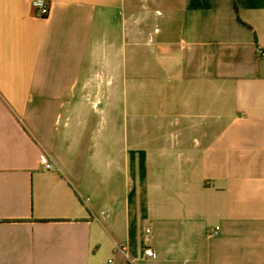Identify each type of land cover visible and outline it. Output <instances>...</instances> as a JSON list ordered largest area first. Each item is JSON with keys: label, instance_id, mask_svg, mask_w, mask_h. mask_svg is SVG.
Returning a JSON list of instances; mask_svg holds the SVG:
<instances>
[{"label": "crops", "instance_id": "0c3cea01", "mask_svg": "<svg viewBox=\"0 0 264 264\" xmlns=\"http://www.w3.org/2000/svg\"><path fill=\"white\" fill-rule=\"evenodd\" d=\"M50 3L0 0V264H264V0Z\"/></svg>", "mask_w": 264, "mask_h": 264}, {"label": "built area", "instance_id": "2783aa9c", "mask_svg": "<svg viewBox=\"0 0 264 264\" xmlns=\"http://www.w3.org/2000/svg\"><path fill=\"white\" fill-rule=\"evenodd\" d=\"M32 8L38 13L41 17H47L50 13L51 3L50 0H30ZM41 164L44 169L51 170L54 169V163L48 155L44 154L41 157ZM146 232L149 233L150 229H146ZM122 253L126 255V248L125 246H116ZM145 255L148 257H153L155 255L154 251L151 248H146L144 251ZM106 264H114L113 259H108ZM128 264H135L133 261H130Z\"/></svg>", "mask_w": 264, "mask_h": 264}]
</instances>
